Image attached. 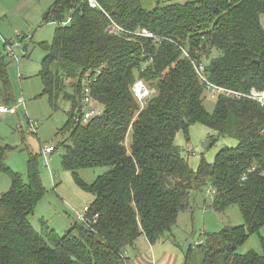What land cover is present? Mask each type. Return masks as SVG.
<instances>
[{"label": "trees", "instance_id": "16d2710c", "mask_svg": "<svg viewBox=\"0 0 264 264\" xmlns=\"http://www.w3.org/2000/svg\"><path fill=\"white\" fill-rule=\"evenodd\" d=\"M96 1L103 11L86 0H54L47 8L42 23L57 27L51 43L40 44L45 56L38 73L51 110H59L61 101L70 105L56 135L68 136L58 143L62 169L93 196L86 223L61 236L47 227L37 232L29 216L45 195L43 151L30 152L24 179L6 165L10 148L0 141V175L10 180L0 195V264H126V248L142 236L150 245L163 241L191 208L192 193L206 187L214 192L211 211L236 206L243 223L205 233L195 245L201 264H264V108L219 96L207 112L190 62H203L210 81L225 89L263 91L264 0ZM111 22L121 31L110 33ZM142 30L154 38L137 34ZM0 82L8 97L2 57ZM138 82L150 91L144 102L133 92ZM85 87L100 109L86 124ZM194 124L237 145L223 147L211 163L201 158L193 170L174 139L180 131L187 137ZM36 128L29 123L32 134ZM93 168L107 170L83 182L78 172ZM253 235L263 252L240 253ZM191 254L189 247L184 264Z\"/></svg>", "mask_w": 264, "mask_h": 264}, {"label": "rangeland", "instance_id": "374dc122", "mask_svg": "<svg viewBox=\"0 0 264 264\" xmlns=\"http://www.w3.org/2000/svg\"><path fill=\"white\" fill-rule=\"evenodd\" d=\"M53 1L0 0V57L6 64V76L10 85V95L6 97L0 82V106L7 110L4 115H0V141L10 148L6 154V165L11 171L21 174L24 179L30 152L37 153L44 145L56 147L55 152L46 159L40 156L39 171L45 195L35 206L29 221L39 233L43 231V227H47L61 236L77 223L73 212L89 207L93 196L81 190L75 184L71 173L61 167L64 150L58 143L68 136L56 135V133L66 122L69 103L61 101L59 110L53 112L47 98L41 96L42 83L38 73L45 54L40 44H50L57 27L56 23H42V15ZM142 31L144 32L140 34L153 37L151 33ZM22 37L26 38V41L22 42V46L25 45L27 48L25 55L21 52L22 47L6 45V42L10 44L21 42ZM10 50L13 56L8 55ZM15 59L19 60L18 63ZM147 92L149 97L150 91ZM216 101L217 99L205 97L203 102L205 110L212 113ZM29 123L37 125L36 134L30 132ZM215 139L216 136L208 128L194 124L189 127L187 137L181 131L177 133L174 144L180 148L181 156L187 160L190 168L195 170L201 158L211 163L223 147L237 145L233 139L220 138L209 147H203L207 141ZM106 170V168L86 169L79 171L78 175L83 182L90 184ZM51 179H54V183ZM9 188V178L6 174H1L0 195ZM208 189L210 187L192 193L194 203L192 202L191 208L179 214L176 225L171 228L163 241L150 245L142 236L141 239L136 240L133 247L126 248L124 253H129L128 264L136 259L138 261L135 262L139 264H184V257L189 247H192L190 264H201V254L195 245L203 241L205 233L217 232L224 227L243 223L236 206L230 207L222 214L211 211L209 209L211 202L206 195ZM261 233L264 236V231ZM151 246L152 255L149 254ZM249 250L263 252L256 235L251 236L238 251L244 254Z\"/></svg>", "mask_w": 264, "mask_h": 264}, {"label": "built area", "instance_id": "2783aa9c", "mask_svg": "<svg viewBox=\"0 0 264 264\" xmlns=\"http://www.w3.org/2000/svg\"><path fill=\"white\" fill-rule=\"evenodd\" d=\"M88 6L92 9H98L103 11V9L101 8V6L98 4V2L96 0H86ZM110 33H115V31L120 30L121 29L114 24L113 22H111V26H110ZM144 31H140L137 34H140ZM142 35V34H140ZM145 37L150 38L149 36L146 35H142ZM154 38V37H152ZM6 45L9 46H14V47H19L20 46V42H11L7 43ZM183 54L185 57H188L187 53L185 51H183ZM9 56H13L12 50H10ZM190 60V59H189ZM191 64L193 66V69L196 73L197 78L199 79V81L201 82L202 86H203V91H204V95L207 98H211V99H217L219 96H225V97H231V98H236V99H240V98H247L255 103H257L258 105H260L261 107L264 108V90L263 91H257L255 89H251L247 94H242V93H238L236 91L233 90H229V89H225L223 87H220L214 83H212L206 73V69H205V64L203 62H194L191 61ZM88 76V75H87ZM141 85V92H139L137 90V86ZM133 92L136 96V98L138 99V101H142L143 99H145L148 95L147 89L144 86V84L142 82H138L134 85L133 87ZM83 112H82V122L84 124L88 123L89 121H91L93 118L97 117L100 115V109L94 105L92 103V99H91V91L89 87H85L84 91H83ZM15 110V109H14ZM6 109L2 106H0V114H4L6 113ZM52 147L48 146L44 148L43 151V155H47L50 154L52 152ZM214 195L213 190L208 189L207 190V196L209 197V200H212V196ZM88 212V207H84L81 211L78 212H73V216L76 222L78 223H86V214ZM98 217V215L96 214L93 218V220L95 221V219Z\"/></svg>", "mask_w": 264, "mask_h": 264}, {"label": "crops", "instance_id": "0c3cea01", "mask_svg": "<svg viewBox=\"0 0 264 264\" xmlns=\"http://www.w3.org/2000/svg\"><path fill=\"white\" fill-rule=\"evenodd\" d=\"M51 23V22H50ZM260 23H261V25H262V27H263V29H264V15H262L261 17H260ZM46 24H48V23H46ZM0 38H1V36H0ZM3 40V39H2ZM26 41V38H25V40L23 41V42H25ZM16 42H18V41H16ZM7 43H9V42H7ZM19 43V42H18ZM22 47V49H21V52H22V54L23 55H25L26 53H27V48H26V46L24 45V46H22V42H20V46L19 47H17V48H21ZM24 51V52H23ZM15 61H16V63H18V61L19 60H17V59H15ZM5 114V113H4ZM4 114H0V115H4ZM45 147H48V145H44L43 147H41V150L42 151H44V148ZM52 154V152L50 153V154H47V155H45L44 156V158L46 159L49 155H51ZM51 181H53V183H54V179H51ZM205 211V210H204ZM179 217V216H178ZM142 237H139V239H141ZM150 248V247H149ZM152 251H153V248H152V246H151V248L149 249V254H151L152 255ZM125 252V251H124ZM123 256H124V258H126L127 260H128V262H129V258H128V256H129V253H127V254H125V253H123ZM135 261H138L137 259L136 260H134V262H132L131 261V264H139V262H135ZM148 263H149V261H148ZM128 264V263H127Z\"/></svg>", "mask_w": 264, "mask_h": 264}, {"label": "water", "instance_id": "95a60500", "mask_svg": "<svg viewBox=\"0 0 264 264\" xmlns=\"http://www.w3.org/2000/svg\"><path fill=\"white\" fill-rule=\"evenodd\" d=\"M24 52V51H23ZM214 141L213 140H209V141H207L205 144H204V148H207V147H209L212 143H213Z\"/></svg>", "mask_w": 264, "mask_h": 264}, {"label": "bare ground", "instance_id": "6f19581e", "mask_svg": "<svg viewBox=\"0 0 264 264\" xmlns=\"http://www.w3.org/2000/svg\"><path fill=\"white\" fill-rule=\"evenodd\" d=\"M137 90H138L139 92H141V85H138V86H137Z\"/></svg>", "mask_w": 264, "mask_h": 264}]
</instances>
